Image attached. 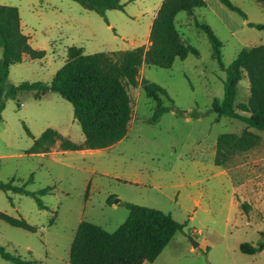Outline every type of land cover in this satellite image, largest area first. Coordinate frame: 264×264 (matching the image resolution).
<instances>
[{"label": "rangeland", "instance_id": "1", "mask_svg": "<svg viewBox=\"0 0 264 264\" xmlns=\"http://www.w3.org/2000/svg\"><path fill=\"white\" fill-rule=\"evenodd\" d=\"M162 1L122 0L124 10L107 11L106 22L73 0H0V5L18 8L30 45L46 52L41 60L13 65L7 85L50 83L73 46L87 55L147 49ZM231 1L247 20L219 0H205L206 7L197 8L194 17L186 12L177 15L183 41L196 48L198 56L176 59L169 69L142 67L138 85L129 89L132 117L127 136L110 148L64 151L57 141L47 154H30L34 139L25 126L35 138L54 129L65 139L83 144L73 107L53 92L41 100L32 92L6 99L0 121V183L16 179L32 192L53 187L42 197L44 210L30 196L0 190V211L37 228L31 233L0 221V244L8 252L38 264H69L80 222L113 233L127 220L123 203L128 202L186 223L154 262L144 264H264V251L249 255L240 250L243 243L264 241V132L249 129L259 137L258 144L248 151L227 153L221 157L222 165L215 163L220 135H241L247 125L207 114L214 99L224 96L226 72L212 58L206 34L195 25L197 19L215 32L226 67L243 48L263 45L264 30L249 27L248 22L264 25V4ZM143 81L162 86L173 104L158 94L159 101L175 106L177 112L149 123L158 101L147 97ZM249 95L244 77L236 103H247ZM193 113L201 116L194 118ZM110 197L112 205L107 203ZM0 264L12 263L0 257Z\"/></svg>", "mask_w": 264, "mask_h": 264}, {"label": "trees", "instance_id": "2", "mask_svg": "<svg viewBox=\"0 0 264 264\" xmlns=\"http://www.w3.org/2000/svg\"><path fill=\"white\" fill-rule=\"evenodd\" d=\"M86 10L94 11L106 19L109 10H124L122 0H73ZM229 10L247 20L246 13L231 0H219ZM264 4V0H255ZM206 7L205 0H163L153 20L149 35L150 45L112 53L87 55L75 46L67 49L64 65L55 73L50 83L22 82L17 86L7 85L10 69L25 59L41 60L44 50H36L23 33L17 7L0 5V121L6 108V99H16L21 92H32L37 100L53 92L67 100L73 107L74 119L80 125L83 144L65 139L58 131L47 129L39 138L34 139L30 154H47L60 141L64 151L87 149L92 151L107 149L122 141L128 133L132 117L130 88L138 85V77L143 66L169 69L176 59L185 60L189 54L198 56V50L186 44L176 27V17L186 12L194 17L197 8ZM195 25L204 31L212 50V58L226 72L224 96L214 99L207 114L226 116L247 125L241 135L222 134L218 139V152L215 163L222 165L227 153L248 151L254 148L259 137L249 129L264 132V44L243 48L232 63L226 67L222 60V42L212 28L195 19ZM249 27L264 30L263 24L248 22ZM246 77L249 82L247 103L237 104L239 83ZM142 86L148 98L158 101L149 119L156 124L167 112L176 111L175 106H163L158 94L165 96L173 104L167 91L156 83L143 81ZM199 118L200 113H193ZM1 167V164H0ZM33 176L29 182H33ZM16 179L0 183V190L32 197L38 208L47 209L42 197L52 192L47 187L37 192L27 189V184H19ZM11 200V199H10ZM113 197L107 200L113 204ZM129 214L127 220L113 233L88 222H80L70 249L69 264H144L154 262L168 246L177 232H182L186 223L175 220L171 214L161 210L123 203ZM0 221L31 233L37 228L22 217H13L0 211ZM54 222V218L50 223ZM241 252L249 255L264 251V241L257 244L243 243ZM0 257L12 264H38L12 254L0 244Z\"/></svg>", "mask_w": 264, "mask_h": 264}, {"label": "water", "instance_id": "3", "mask_svg": "<svg viewBox=\"0 0 264 264\" xmlns=\"http://www.w3.org/2000/svg\"><path fill=\"white\" fill-rule=\"evenodd\" d=\"M190 241L192 242V244L194 245V247H197L198 246V243L195 242L192 238H190Z\"/></svg>", "mask_w": 264, "mask_h": 264}, {"label": "crops", "instance_id": "4", "mask_svg": "<svg viewBox=\"0 0 264 264\" xmlns=\"http://www.w3.org/2000/svg\"><path fill=\"white\" fill-rule=\"evenodd\" d=\"M155 18V17H154ZM154 20V19H153ZM153 23V22H152ZM151 26H152V24H151ZM22 27V26H21ZM23 30V29H22ZM151 31V30H150ZM24 33V32H23ZM30 43V42H29ZM25 60H27V59H25Z\"/></svg>", "mask_w": 264, "mask_h": 264}]
</instances>
